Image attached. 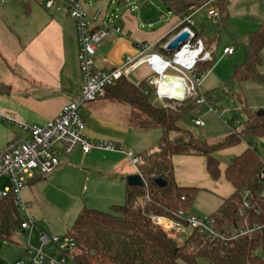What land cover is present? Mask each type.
<instances>
[{"label": "trees", "instance_id": "16d2710c", "mask_svg": "<svg viewBox=\"0 0 264 264\" xmlns=\"http://www.w3.org/2000/svg\"><path fill=\"white\" fill-rule=\"evenodd\" d=\"M211 0H164L168 8L183 18L196 12ZM221 11L223 0H216ZM177 28L161 44L167 42ZM204 39L210 50L213 39ZM264 24L248 38L247 58L234 67L233 79L238 82L260 81L264 84ZM211 62L201 63L199 72H207ZM154 87L145 80L135 84L122 78L105 89L104 95L131 108L129 125L142 131L159 130L161 138L156 152L147 151L141 157L138 173L145 185L133 187L126 182V197L122 204L110 206L104 212L84 207L78 214L69 235L78 246L79 264H199L202 259L212 264H264V160L250 146L232 158L225 171L234 193L225 199L216 217L218 235L194 230L182 243L179 234L165 232L155 225L152 215L180 220L179 212H192L200 189L179 186L175 180L174 156H203L213 180L221 175L218 152L240 145L247 137L264 138V112H251L241 131L217 143L195 138L180 122L194 108L191 99L168 101L159 107L152 103ZM166 182L159 187L155 179ZM248 204V207H246ZM22 218L12 194L0 201V239L11 240L20 228ZM185 225L187 223L183 221Z\"/></svg>", "mask_w": 264, "mask_h": 264}, {"label": "crops", "instance_id": "0c3cea01", "mask_svg": "<svg viewBox=\"0 0 264 264\" xmlns=\"http://www.w3.org/2000/svg\"><path fill=\"white\" fill-rule=\"evenodd\" d=\"M21 1L27 11L20 25V18L15 23H11L9 19L10 12L14 11V4L4 8L9 1L0 9V117H7L29 126H43L53 120L63 107L77 102L86 123L85 134L94 142L122 146L129 136L136 134L135 132H160L161 138L159 130L142 131L131 128V108L108 99L104 94L95 103L83 102V80L74 20L65 11L47 10L44 7L46 0ZM107 1L84 0L83 3L81 0L83 10L89 15L106 17L113 13L119 17L118 22L122 26L117 37L106 40L99 46L95 57L98 69L108 71L121 67L127 58L139 56L140 45H152L156 52L165 53L159 46L163 39L180 27L182 18L173 13L164 0L160 1L164 3L166 12L160 15L157 12L163 11L161 6L155 4L154 9L152 5L157 3V0H138L136 3L115 0L113 3L117 7L110 11L105 10ZM199 12L195 13L193 19ZM195 31L200 33L196 29ZM148 75L146 66H142L134 74L139 82L145 80ZM26 136L27 133L18 124L0 119V153L13 139ZM249 147L242 142L230 155L234 158ZM77 152L80 153L79 158L84 165L88 161L97 163V156L100 155L98 152H104V160L110 170L100 172V177L110 179L120 175L124 182L127 180L122 169L127 156L124 153L93 149L83 162L82 151L79 149L75 153ZM221 152L225 154V150ZM74 154L63 157L57 170L61 166L70 165V158ZM218 154L219 152L216 154L217 158ZM116 156H121V159L118 157V160L112 162ZM173 165L175 180L179 186L200 189L196 198L201 194L212 196L214 201H210L209 209L204 213L206 216L216 213L223 201L235 191L225 177L227 164L220 165L221 181L210 177L206 158L203 156H174ZM37 175L39 173L30 180L28 187L34 184ZM0 186L9 187V178H2ZM27 188L23 192L25 202ZM195 201L199 208L200 200Z\"/></svg>", "mask_w": 264, "mask_h": 264}, {"label": "built area", "instance_id": "2783aa9c", "mask_svg": "<svg viewBox=\"0 0 264 264\" xmlns=\"http://www.w3.org/2000/svg\"><path fill=\"white\" fill-rule=\"evenodd\" d=\"M11 0H0L4 6ZM136 3L138 0H127ZM216 0H211L202 8L182 18L179 30L167 42L163 43L164 54L154 50L152 45H140V54L136 58H127L121 67L114 70L98 69L95 57L99 46L106 40L115 38L121 33L122 26L119 17L113 13L101 17L89 15L81 4V0H46L44 7L47 10L64 11L74 20L78 38V60L83 80L82 100L92 102L104 94L105 89L122 78L129 80L142 66H146L149 75L145 81L154 87V96L165 103L174 101V92L181 91L179 102L193 100L195 106L207 105L212 110L213 99L202 93L201 86L207 72H199L201 63L211 62L213 56L206 49L205 41L195 31L193 16L202 9H207L208 20L213 25L219 23V10L211 7ZM182 34H189L188 39L180 48L171 49V43ZM233 48H226L224 54L232 55ZM8 123L18 124L26 133V137H18L8 143L0 153V180L9 178L10 186L1 188L0 201L12 194L16 200L18 212L26 213L28 217L22 219L20 230L27 235L28 244L25 246L21 260L11 264H79L76 258L78 246L74 238L67 235L64 238L49 237L40 234V247L33 246L32 237L36 231L33 218L29 217V205L23 199V192L36 173L48 175L55 172L61 165V157L71 156L77 150L83 154V162L93 149L118 152L123 148L120 145L106 142H94L85 134L86 123L81 115L80 104L72 102L62 108L59 114L43 126H29L17 123L13 119L0 117ZM195 126L203 127L204 123L195 120ZM131 164L138 170L141 158L132 152H126ZM264 177V175H262ZM248 207V204H246ZM180 220L164 216L152 215L153 223L165 232L188 237L194 230L199 233L216 236V217L210 215L200 218L185 211L179 212ZM185 221L187 225L183 223ZM54 245L60 249L62 255L55 257L45 252V247Z\"/></svg>", "mask_w": 264, "mask_h": 264}, {"label": "rangeland", "instance_id": "374dc122", "mask_svg": "<svg viewBox=\"0 0 264 264\" xmlns=\"http://www.w3.org/2000/svg\"><path fill=\"white\" fill-rule=\"evenodd\" d=\"M114 1L108 0L105 10L115 9L117 6L115 7ZM223 1L226 4L225 11L220 10L217 2L211 6L219 10L218 25H213L208 20L207 9L201 10L193 19L197 22L195 29L203 33L204 37L213 39L209 51L214 60L201 86L202 93L213 99L212 110L207 105L195 106L191 100L194 108L180 122V126L188 130L195 138L211 144L220 142L229 135L241 131L249 113L264 112V84L256 80L238 82L233 79L234 67L243 64L247 58L249 36L258 32L264 24V0ZM82 2L84 3V0ZM12 4L15 6L13 7L14 11L9 14L10 22H18L20 18L18 22L20 25L26 15L27 8L21 0H11L4 8L7 9ZM155 4L163 9L162 12H157L159 15L166 12L163 2L157 0V3H152L154 9ZM0 9H2L1 6ZM159 48L163 49V44ZM226 48H233L234 53L232 55L224 54ZM262 57L264 60V50ZM95 101L88 103H95ZM151 101L159 107L165 103L158 100L156 96H152ZM195 120L202 121L204 126H195L193 123ZM135 133L124 141L123 152L118 151L119 153L122 152L126 155V152H132L134 156L140 157L147 151L156 152L158 150L160 132ZM243 142L255 147L264 160V138L251 136L245 138ZM236 147L238 146L226 149L224 155L221 154L223 152H219L220 165L229 164L232 158L230 152ZM98 153L100 155L97 156V163L88 161L84 165L79 158L80 153L77 152L70 158V165L61 166L52 174L37 175L34 184L27 188L29 217L33 218L36 227L32 237L33 246L40 247L38 240L40 234H46L49 237H66L84 207L107 212L110 206L124 202L127 180L124 182L120 175L110 179L100 177L99 173L109 171L110 167L104 160V152ZM118 157L121 159V156H116L112 162L118 160ZM62 159L63 157H61ZM125 159L122 167L125 172L124 176L127 178L137 174V169L127 156ZM221 179L222 173L217 181H221ZM196 199L200 200V206L197 208L195 204L197 201H195L191 213L204 218L210 201L214 200L209 194H201ZM20 216L22 219L28 217L26 213H22ZM19 230L9 241L0 239V264H11L23 258L28 240L27 235ZM185 238L180 235V243ZM44 250L55 257L62 255L60 249L54 245H49ZM199 264L212 263L202 259Z\"/></svg>", "mask_w": 264, "mask_h": 264}, {"label": "water", "instance_id": "95a60500", "mask_svg": "<svg viewBox=\"0 0 264 264\" xmlns=\"http://www.w3.org/2000/svg\"><path fill=\"white\" fill-rule=\"evenodd\" d=\"M189 37V34H182L180 35L176 40H174L171 45L170 48L171 49H179L181 44L184 43ZM131 81L134 82L135 84L139 83V80L132 75L130 77ZM181 91H175L174 94V101L179 102L180 98H182V95L180 94ZM155 183L159 186V187H165L166 186V182L163 179L157 178L155 179ZM127 184L133 187H143L145 185V182L142 178V176L137 173L135 175H131L129 177H127Z\"/></svg>", "mask_w": 264, "mask_h": 264}]
</instances>
